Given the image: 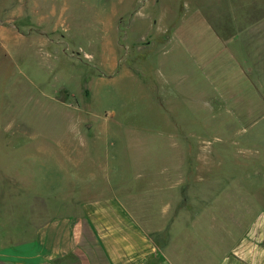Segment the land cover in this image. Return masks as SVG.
<instances>
[{
	"label": "rangeland",
	"instance_id": "1",
	"mask_svg": "<svg viewBox=\"0 0 264 264\" xmlns=\"http://www.w3.org/2000/svg\"><path fill=\"white\" fill-rule=\"evenodd\" d=\"M250 58L264 0H0L1 239L93 189L186 210L226 254L264 210Z\"/></svg>",
	"mask_w": 264,
	"mask_h": 264
},
{
	"label": "crops",
	"instance_id": "2",
	"mask_svg": "<svg viewBox=\"0 0 264 264\" xmlns=\"http://www.w3.org/2000/svg\"><path fill=\"white\" fill-rule=\"evenodd\" d=\"M249 63L247 134L254 144L251 151L259 153L264 151V65L258 59L253 64L251 58ZM55 192V210L44 193L42 225L10 241L0 233V264H264V210L218 257L210 227L193 224L186 210L133 211L127 195L112 191L79 190L68 198L58 196L60 189ZM164 213L167 223H157Z\"/></svg>",
	"mask_w": 264,
	"mask_h": 264
}]
</instances>
